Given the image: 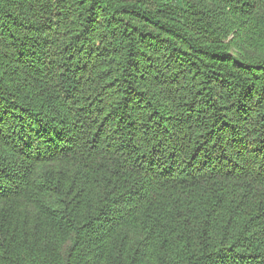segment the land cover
Returning <instances> with one entry per match:
<instances>
[{
    "label": "trees",
    "instance_id": "16d2710c",
    "mask_svg": "<svg viewBox=\"0 0 264 264\" xmlns=\"http://www.w3.org/2000/svg\"><path fill=\"white\" fill-rule=\"evenodd\" d=\"M0 264H264V0H0Z\"/></svg>",
    "mask_w": 264,
    "mask_h": 264
}]
</instances>
